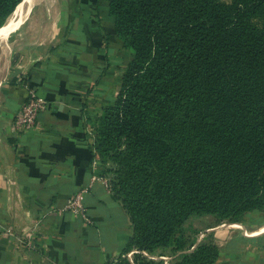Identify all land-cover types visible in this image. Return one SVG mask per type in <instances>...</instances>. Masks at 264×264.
<instances>
[{
  "label": "trees",
  "instance_id": "1",
  "mask_svg": "<svg viewBox=\"0 0 264 264\" xmlns=\"http://www.w3.org/2000/svg\"><path fill=\"white\" fill-rule=\"evenodd\" d=\"M106 1L132 58L96 143L133 228L107 264H215L198 218L264 212V0Z\"/></svg>",
  "mask_w": 264,
  "mask_h": 264
},
{
  "label": "crops",
  "instance_id": "2",
  "mask_svg": "<svg viewBox=\"0 0 264 264\" xmlns=\"http://www.w3.org/2000/svg\"><path fill=\"white\" fill-rule=\"evenodd\" d=\"M54 2L64 8L38 11L0 39V264H107L133 231L113 190L94 181L107 172L91 134L117 99L132 51L108 1ZM31 92L50 107L38 128L18 133L16 116ZM90 185L93 223L63 210ZM263 227L231 247L217 240L215 264H264Z\"/></svg>",
  "mask_w": 264,
  "mask_h": 264
},
{
  "label": "rangeland",
  "instance_id": "3",
  "mask_svg": "<svg viewBox=\"0 0 264 264\" xmlns=\"http://www.w3.org/2000/svg\"><path fill=\"white\" fill-rule=\"evenodd\" d=\"M60 5H62V7L64 8L62 2L57 3V2H54V0H36L35 6H33L30 11L31 14L29 13L27 17L25 18L26 20L29 17V20L25 22V24H23L22 26L23 27L28 26L30 20L32 19L33 16H36L38 11L46 12L47 10V12L48 11L56 12L57 10H59ZM44 15L45 16L42 17L43 19L42 23H45V21L47 20V14L45 13ZM24 21L19 23L17 27L20 26V24H22ZM108 176L110 177L112 175L109 174ZM196 223L198 227L203 228V232L200 234V237L206 234H207L206 236H209L212 233L216 241L221 240L222 242L226 244V246L231 247L238 242H244L243 236L245 233L247 234V236H251L252 233L249 234L251 230L264 226V212L257 211V210L250 212L249 214L246 215V217L240 223L223 222L219 225H216L215 219L212 217L198 218ZM234 239L237 241H234Z\"/></svg>",
  "mask_w": 264,
  "mask_h": 264
},
{
  "label": "built area",
  "instance_id": "4",
  "mask_svg": "<svg viewBox=\"0 0 264 264\" xmlns=\"http://www.w3.org/2000/svg\"><path fill=\"white\" fill-rule=\"evenodd\" d=\"M49 107L50 102L44 95L38 94L37 92L29 93L27 100L16 116L15 125L18 133L38 128L41 113ZM91 134L97 138V130L95 128L91 129ZM95 180H101L109 189H112L111 177L108 175L105 174L103 176H94V181ZM90 188L91 185L86 186L73 196H70L63 210L75 216L76 218L82 219L83 221L85 220L88 223H93V220L88 214L86 205V195L89 193ZM6 231L13 233L11 229H7Z\"/></svg>",
  "mask_w": 264,
  "mask_h": 264
},
{
  "label": "bare ground",
  "instance_id": "5",
  "mask_svg": "<svg viewBox=\"0 0 264 264\" xmlns=\"http://www.w3.org/2000/svg\"><path fill=\"white\" fill-rule=\"evenodd\" d=\"M35 4L36 0H23L22 2H20L13 14L7 19V21L2 26H0V39L7 38L9 32H12V30H14L19 23L25 20V18L30 13L32 7L35 6ZM262 229H264V227ZM256 232L258 231H255L253 233Z\"/></svg>",
  "mask_w": 264,
  "mask_h": 264
}]
</instances>
